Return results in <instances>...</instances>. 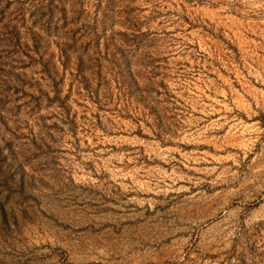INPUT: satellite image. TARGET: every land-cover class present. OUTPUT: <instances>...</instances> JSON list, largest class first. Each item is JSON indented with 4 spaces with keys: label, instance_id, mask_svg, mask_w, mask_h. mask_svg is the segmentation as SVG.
Listing matches in <instances>:
<instances>
[{
    "label": "rangeland",
    "instance_id": "rangeland-1",
    "mask_svg": "<svg viewBox=\"0 0 264 264\" xmlns=\"http://www.w3.org/2000/svg\"><path fill=\"white\" fill-rule=\"evenodd\" d=\"M0 264H264V0H0Z\"/></svg>",
    "mask_w": 264,
    "mask_h": 264
}]
</instances>
